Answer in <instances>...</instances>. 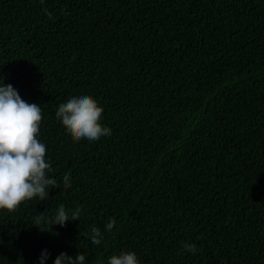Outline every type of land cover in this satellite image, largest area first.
Listing matches in <instances>:
<instances>
[{
	"label": "trees",
	"instance_id": "16d2710c",
	"mask_svg": "<svg viewBox=\"0 0 264 264\" xmlns=\"http://www.w3.org/2000/svg\"><path fill=\"white\" fill-rule=\"evenodd\" d=\"M0 76L41 106L57 177L0 211V264H45V245L46 264H264V0H0ZM79 92L111 136L58 118ZM60 204L79 220L54 225Z\"/></svg>",
	"mask_w": 264,
	"mask_h": 264
},
{
	"label": "clouds",
	"instance_id": "9594fccd",
	"mask_svg": "<svg viewBox=\"0 0 264 264\" xmlns=\"http://www.w3.org/2000/svg\"><path fill=\"white\" fill-rule=\"evenodd\" d=\"M104 108L93 96L84 92L73 93L62 99L56 109L76 141L89 142L112 135L110 127L101 123ZM43 119L42 108L37 103L24 100L11 84H5L0 76V211H14L23 202L48 193V185L57 182L49 174L54 168L48 146L39 139ZM66 187H71V173L64 174ZM80 210H67L60 204L55 212L54 225L65 226L69 221L79 220ZM115 219L106 225V231L115 227ZM84 237L93 245H100L104 233L98 227L85 232ZM183 251L193 255L198 251L195 243L182 242ZM51 251L47 245L41 249L39 261L47 262ZM53 264H88L87 255L78 251L75 256L61 252ZM107 264H140L137 253L121 251L107 258Z\"/></svg>",
	"mask_w": 264,
	"mask_h": 264
}]
</instances>
